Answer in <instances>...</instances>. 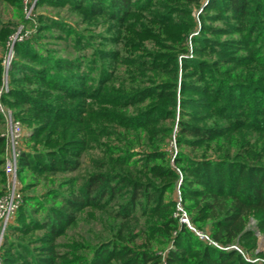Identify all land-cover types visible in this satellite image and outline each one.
I'll return each instance as SVG.
<instances>
[{
  "label": "trees",
  "instance_id": "trees-1",
  "mask_svg": "<svg viewBox=\"0 0 264 264\" xmlns=\"http://www.w3.org/2000/svg\"><path fill=\"white\" fill-rule=\"evenodd\" d=\"M63 1L83 11L87 18L102 16L121 24L126 18L117 12L128 16L131 7L140 6L132 0H39L37 7L45 2H55L57 6ZM176 1L207 9L204 0ZM223 4L233 23L231 31L239 37L227 48L213 45L217 58L190 65L193 67L190 71L184 72L187 60H182L174 156L167 149L172 130L167 122L176 112V56L150 57L148 62L128 60L131 72L123 76L124 80L129 83L142 78L144 87L134 89L131 83L120 84L121 89L112 93L107 91L117 84L114 74L107 76L101 66L97 69L98 53L93 49L90 56L79 49L72 59L29 41L14 44L9 91L1 100L7 105L23 103L29 111L43 115L46 120L33 128L32 140L42 142L43 146L55 143L54 153L22 152L17 173L23 168L46 177L77 172L83 165L81 159L96 149L99 163L82 179L66 181L72 190L67 197L55 193L54 188L49 190L45 200L49 198L57 207H45L37 201L36 206L46 209L41 220L30 215L32 211L26 208L27 202H35V198L22 197L4 236L1 248L4 264H161L162 257L166 264H258L246 261L231 246L251 252L256 248L257 233L264 236V94L259 95L262 89L255 83L234 81L220 74V70L224 65H234L240 71L256 65L264 68V48L257 49L264 30L261 23L264 2L224 0ZM21 8L20 0L22 22L26 23ZM43 26L44 23L39 25L41 31ZM60 28H65L61 22ZM75 42L78 48L80 42L89 45L82 35ZM114 60H119L117 55ZM163 67L173 81L154 79L162 74L157 70ZM1 68L0 65V72ZM147 72L151 75L150 83L145 82L147 77H141ZM29 80L45 84V92L40 93L54 99L34 96L39 93L19 85ZM241 89L251 92L243 94ZM107 97L111 98L110 103L104 101ZM119 98L122 102H118ZM146 101L149 105L139 108ZM104 102L133 108L134 113L120 117L114 112L100 115L98 111H86L87 103ZM187 106L206 111L207 116L198 119V112L195 117L185 109ZM184 117L189 120H183ZM207 119L208 124H201ZM109 120L114 132L108 131L107 135L103 128L105 123L110 125ZM104 134L123 148L107 147ZM3 164L4 140L0 137V167ZM3 175L2 168L0 181H4ZM175 187L190 225L222 248L200 239L179 222L177 201L167 197ZM2 193L0 189L1 196ZM86 214L97 225L102 222V228L98 232L89 228V237L81 236L84 243L68 245L65 241L68 230L77 227ZM251 218L255 221L253 229L248 227ZM26 223L31 229L20 227ZM34 230L45 232L40 241L42 246L34 247L39 248L34 249L36 253H29V258L16 250L13 253L10 245L16 241L10 239V231L27 236ZM169 245L172 247L168 248ZM157 248L166 249L165 255L158 253ZM81 250L86 255L78 256ZM23 251L27 253L28 248L23 247Z\"/></svg>",
  "mask_w": 264,
  "mask_h": 264
},
{
  "label": "rangeland",
  "instance_id": "rangeland-1",
  "mask_svg": "<svg viewBox=\"0 0 264 264\" xmlns=\"http://www.w3.org/2000/svg\"><path fill=\"white\" fill-rule=\"evenodd\" d=\"M22 1L23 0H21V9L23 14L24 8ZM132 1L136 4L139 3L140 6H135V8L131 7L128 16L117 12L119 15L126 18L125 23L121 24L114 19L109 20L107 17L102 16L95 19L87 18L83 11L75 10L76 8L64 1L60 5L57 4V6H54L55 2H51L50 4L45 2L38 7L36 5L33 9V18L31 20H26V23H23L19 9L20 0H0V59L2 60L0 64L2 67V71L0 72V89L7 84V92L9 91L11 79L9 70H5L3 60H5L8 56L11 40L16 36H22V41L32 42L34 45L41 46L44 50H49L50 53H54L55 51L59 53L60 57L74 59L77 57L76 53L80 52L79 49H82L81 51L88 56L92 55L93 50L96 51V54L98 53L97 69L101 66L105 71H107V76L112 73L114 74L112 75L114 76L117 84L116 86H112L113 88H110L107 91L112 93H115V89L117 91H119L118 89H121L120 84L126 86L131 83L134 89L136 86L144 87V82L141 80L142 78H138L139 80L136 82L130 81L129 83L124 80L125 77L123 76L127 75L128 72H131L128 60L136 59L137 61L148 62L151 60L150 57L161 55H170L171 57L176 56L178 63L175 71L177 83L176 112L174 118L167 122L172 129L170 133L171 139L169 140L167 149L171 155L174 156L176 151L175 136L177 133L178 121L180 119V106L178 99L180 97V79L183 72V69L181 68L182 60H187V62H184L186 67L184 68V72L190 71L193 68L190 65H197L201 61L211 62L217 58V55L213 53L214 46L227 48L228 45H232L233 42L235 43L236 41L234 39H237L239 36L231 31L233 28L231 25H233V23L230 22L231 18L226 16L227 7L223 4L224 0H204L205 7H207V9L204 10L201 9V7L194 6L187 2H178L176 0ZM260 1L264 2V0ZM43 18L46 20H43L42 22L41 19ZM262 19L261 23L264 29V16H262ZM60 22L61 25L65 26L64 29L60 28L61 30H59ZM41 23H44L45 25L43 26L44 30L42 31L39 27ZM261 33H263V36L259 39V46L257 49L261 47L264 48V30H262ZM78 35H82L85 38L86 43L89 45L84 46V42H80L78 48V44L75 42ZM256 43L253 44L254 47L256 46ZM207 46L212 48L209 49ZM116 55L119 58V62L114 60ZM164 69L165 68L163 67L162 69L157 70V72L159 71L162 74H159V77H155L154 79L156 81H173L172 78H169L172 77V75L167 74L168 70ZM169 70L171 72L173 71L172 69ZM239 71L240 68L235 67L234 65H224L221 66L220 74H223L225 77H231L234 81L241 80L252 82L250 84L255 83L254 85L262 89L258 92L259 95L264 94V68H262V66H249L240 72ZM239 73L241 75L240 77L238 76ZM96 75L97 72H95L93 77L96 78ZM143 75L144 77H147L145 82L150 83L148 82L151 78L150 73L147 72V74H142L141 77H143ZM19 85L30 90V92L34 91V93H39L38 95L33 94L34 96L42 97L44 99L48 98L50 100L54 99L53 96L51 97L49 95L41 94L44 93L46 89L45 84H41V82L29 80V82H24ZM150 85L151 84H146V87H151ZM108 86L111 87L110 85ZM130 91L132 90H129V93ZM240 91H242L243 94L249 95L251 89H241ZM186 95L190 96L191 94ZM194 95L196 97H200L196 93ZM117 100L118 102H122L121 98ZM104 101L110 103L112 100L110 97H107ZM106 102L101 105L87 103L86 111H98L100 115L114 112L120 117H129L134 113L133 108H128L126 106L125 108L120 106L115 107L111 106V104H107ZM148 103L149 102L146 101L140 104L139 108L147 107L149 105ZM64 104L66 103L64 102ZM2 105L5 109L12 113L13 119L19 121L20 126L23 129L24 134L21 143L22 152L33 153V151H43V153H47L48 151H53L54 153L55 143L43 146L42 142L32 140L33 128L39 125L42 121L46 120L43 115L39 116L34 114L33 111H29L30 108L23 103L7 105L2 102ZM185 109L188 112L193 113L195 117V112H198V119L206 117L207 115L205 113H208L206 111L203 112L202 110L196 111V108L192 106H187ZM13 114L17 117V119ZM108 119H110V117H108ZM184 119L189 120L187 117H184L183 120ZM192 123L196 122L192 121ZM204 123L208 124L209 120L207 119L206 121L201 122V124ZM105 125L106 127L103 128L105 134L109 135L110 132H114L112 122L110 125L107 123H105ZM47 131L44 132V134H46ZM5 133L6 121L3 118V123L0 124V137L4 140V158L6 156V140L5 137L1 135ZM105 134L103 136L107 138V141L103 142L107 147L123 148V146L117 143L115 139L108 138L109 136H105ZM98 151L99 149L92 152L88 151L81 159V163H83L81 170H78L77 172L75 171L65 174L57 173L56 176L46 177L39 176L31 170L23 168L19 173H17L16 179L20 188L21 196L35 198V202L33 200L27 202L28 204L26 208L32 211L30 215L41 220L43 212L46 213V209H44L45 207H57L58 205L54 204L49 198V200H45L49 190L54 188L56 191L55 193H59L62 196L67 197L72 190L66 185V181H69L70 179L80 180L89 171H93L95 169L94 164L99 163L97 162L99 161ZM60 157L65 156L60 154ZM51 160H53V158H51ZM72 161L76 160L73 159ZM2 168L3 166L0 167V169ZM3 176L4 181H0V189L5 193L8 186V179L5 174ZM178 193V187H175L167 195V197H172L175 201H177ZM37 201L45 207L36 206L35 203ZM96 217L99 218L98 215H96ZM254 222V219L251 218L249 220L248 227L253 229ZM100 223L101 225L99 223L97 225L94 220L87 216V214L83 215L77 227L68 230L66 236L67 239L65 240L67 241L66 243H68V245L76 242L84 243L81 240V236L89 237L87 234L89 233V228L98 232L103 226V223ZM20 227L24 229H31L27 223L20 225ZM44 233L45 232L34 230L27 236H22L19 233H13V231H10V239L16 241L14 245H10V248H12L13 253L17 251L24 256H27L29 253H36L34 252V249L39 248L34 247L42 246L40 241H42ZM23 247L28 248L27 253L23 251ZM171 247V245L168 246V248ZM157 249L159 251L158 253H163L165 255L166 249ZM240 249L243 252V256L247 259L255 260L258 264H264V236L262 234L257 233L256 248L253 251L246 253L243 248L240 247ZM77 255L83 256L86 255V253L81 250L77 253ZM27 258L29 257L27 256ZM161 264H166L164 257L161 259Z\"/></svg>",
  "mask_w": 264,
  "mask_h": 264
},
{
  "label": "built area",
  "instance_id": "built-area-1",
  "mask_svg": "<svg viewBox=\"0 0 264 264\" xmlns=\"http://www.w3.org/2000/svg\"><path fill=\"white\" fill-rule=\"evenodd\" d=\"M39 0H23V14L25 20H31L33 18V9L37 5ZM21 37H13L11 40V45L9 47V53L4 61L5 70H9L11 65V60L13 57V47L16 42L22 41ZM8 85L5 84L3 88L0 89V114L6 121V133L1 135L5 137L6 140V156L4 158V165L3 170L4 174L8 179V186L5 193L0 197V264H3L1 259V248L3 245L4 236L7 230L8 225L13 221L15 213L19 206L22 203V196L20 193V188L18 186V182L16 179V174L18 170V159L22 153V138H23V129L20 126L19 121L13 119L12 113L5 109L1 102V96L7 92ZM177 213L176 216L179 219V222L185 224L190 230L195 232L197 236L209 243L213 244L218 248H222L212 242L208 235L205 233L197 232L189 223L188 217L183 210L180 204V195L178 193L177 199ZM232 249L236 250L237 252L242 253L241 249L237 245L231 246ZM245 257V256H244ZM248 262H256L255 260L247 259Z\"/></svg>",
  "mask_w": 264,
  "mask_h": 264
}]
</instances>
